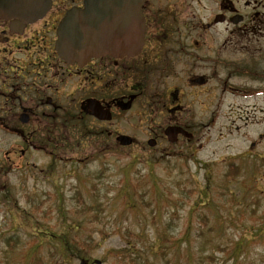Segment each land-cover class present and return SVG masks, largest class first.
<instances>
[{
    "label": "rangeland",
    "instance_id": "374dc122",
    "mask_svg": "<svg viewBox=\"0 0 264 264\" xmlns=\"http://www.w3.org/2000/svg\"><path fill=\"white\" fill-rule=\"evenodd\" d=\"M211 37L225 38L210 31L204 42ZM154 85L112 121L87 120L86 131L56 125L31 132L29 147H12L16 136L0 142V264H120L116 252L129 244L155 264H264V93L219 90L194 119L216 110L203 137L166 153L167 141L146 143L162 120L146 110ZM118 133L134 143L119 145ZM229 161L240 167L226 180ZM221 186L234 208L207 205ZM62 238L87 244L69 251Z\"/></svg>",
    "mask_w": 264,
    "mask_h": 264
},
{
    "label": "flooded vegetation",
    "instance_id": "af4514ba",
    "mask_svg": "<svg viewBox=\"0 0 264 264\" xmlns=\"http://www.w3.org/2000/svg\"><path fill=\"white\" fill-rule=\"evenodd\" d=\"M210 1L144 0L145 30L138 54L105 55L83 65L62 60L55 50L59 19L83 0H50L48 10L30 20L17 13L0 16L1 145L10 146L14 141L8 137L16 136L12 147H29L36 142L31 132L49 128L50 133L56 125L86 131L87 120L110 122L125 111L118 99L135 94L132 106L155 83L145 97L146 110L162 120L148 127L147 138L155 140V147L166 140L165 128L179 126L189 136L178 132L164 150L168 153L178 144L191 148L194 137H203L214 122L216 110L206 123L194 119L206 104H214L219 90L240 98L264 93V0ZM208 10L202 21V12ZM210 31L225 38L204 42ZM124 79L129 87H123ZM90 99L109 110L110 120L89 112ZM259 157L263 164L264 156Z\"/></svg>",
    "mask_w": 264,
    "mask_h": 264
},
{
    "label": "water",
    "instance_id": "95a60500",
    "mask_svg": "<svg viewBox=\"0 0 264 264\" xmlns=\"http://www.w3.org/2000/svg\"><path fill=\"white\" fill-rule=\"evenodd\" d=\"M50 0H0V16L22 15L30 20L42 14ZM143 0H83V7H71L60 19L56 30L55 49L67 62L79 65L91 57L110 54L114 57L132 56L138 53L143 41L145 25L140 6ZM134 95L127 101L118 99L121 108H128ZM89 112L100 119H109V110H102L95 100H88ZM178 132L187 135L179 126L165 128L170 141ZM117 140L129 144L131 138L120 134ZM153 139L148 140L152 145ZM94 262L99 264V260ZM79 264H90L80 259Z\"/></svg>",
    "mask_w": 264,
    "mask_h": 264
},
{
    "label": "trees",
    "instance_id": "16d2710c",
    "mask_svg": "<svg viewBox=\"0 0 264 264\" xmlns=\"http://www.w3.org/2000/svg\"><path fill=\"white\" fill-rule=\"evenodd\" d=\"M227 167H228V170L225 172V179L226 180L228 178H230L231 176H233L232 170H238V167H240V166L238 165V162L236 165L234 163V161H229L227 164ZM224 186H221L222 189L218 192V195L210 197L209 201H207V205L209 207L214 206V208H216V207L226 208V206L224 204H226V205L229 204V207L234 208L233 206L235 204H237V202H236L237 199L235 198L234 194L231 192L229 193V191L227 189H225ZM238 202H240V201L238 200ZM217 203H220V205H218ZM239 206L240 205H237V207H239ZM235 210L238 212H241L242 209L236 208ZM62 240L65 241L63 245L69 251H71L73 246H75L76 248L81 250L80 247L87 244L86 241L81 243L78 240L68 241L65 238H62L61 241ZM239 247H240V245L238 243H236L234 249H237ZM143 249H144V247H134L133 244H129V245H127V247L116 252L117 257L115 258V262H119L120 264H155L154 262H152L146 258H140L139 256H137L139 251L143 250Z\"/></svg>",
    "mask_w": 264,
    "mask_h": 264
},
{
    "label": "bare ground",
    "instance_id": "6f19581e",
    "mask_svg": "<svg viewBox=\"0 0 264 264\" xmlns=\"http://www.w3.org/2000/svg\"><path fill=\"white\" fill-rule=\"evenodd\" d=\"M20 152H22V150Z\"/></svg>",
    "mask_w": 264,
    "mask_h": 264
}]
</instances>
